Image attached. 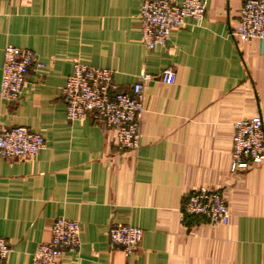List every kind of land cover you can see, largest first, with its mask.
I'll return each instance as SVG.
<instances>
[{
	"label": "crops",
	"instance_id": "obj_1",
	"mask_svg": "<svg viewBox=\"0 0 264 264\" xmlns=\"http://www.w3.org/2000/svg\"><path fill=\"white\" fill-rule=\"evenodd\" d=\"M143 1L0 0V77L8 45L43 64L18 101L0 99V129L26 127L45 141L32 159L0 158V238L10 247L2 264H30L57 218L78 223L81 244L59 264H264V163L231 171L234 122L260 115L264 127V43L230 35L244 0H207L200 22L147 50ZM74 61L113 71L121 93L141 72L176 71L172 85L143 84L136 151L90 118L66 120L61 90ZM199 188L222 195L227 225L182 215ZM124 224L142 231L128 255L108 237Z\"/></svg>",
	"mask_w": 264,
	"mask_h": 264
},
{
	"label": "built area",
	"instance_id": "obj_2",
	"mask_svg": "<svg viewBox=\"0 0 264 264\" xmlns=\"http://www.w3.org/2000/svg\"><path fill=\"white\" fill-rule=\"evenodd\" d=\"M207 0H144L137 15L141 42L147 50L165 47L172 32L182 29L188 21L200 22ZM236 43L256 39L264 43V0H244L238 20L230 30ZM41 70L43 64L28 49L10 45L4 48L0 77V99L19 100L29 70ZM113 71L74 61L72 72L62 87V100L69 122L93 121L112 132L115 144L123 150L136 151L140 146L141 115L144 111L142 87L148 81L160 80L172 85L176 71L169 67L155 77L141 72L140 81L129 93L117 91ZM231 171L236 173L252 165L264 163V127L260 115L240 119L233 124ZM45 147L43 137L26 127L0 129V158L27 160ZM182 215L200 216L211 224L227 225L229 208L222 195L215 190L199 188L188 197ZM112 244L123 248L125 255L135 251L141 242L142 231L133 225H114L108 232ZM80 229L76 221L57 218L50 228L48 242L38 246L30 264H59L64 254H78ZM10 247L0 238V264Z\"/></svg>",
	"mask_w": 264,
	"mask_h": 264
}]
</instances>
